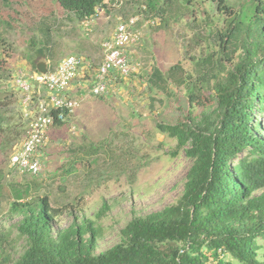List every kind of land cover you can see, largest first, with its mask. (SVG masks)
<instances>
[{"label": "rangeland", "instance_id": "1", "mask_svg": "<svg viewBox=\"0 0 264 264\" xmlns=\"http://www.w3.org/2000/svg\"><path fill=\"white\" fill-rule=\"evenodd\" d=\"M187 1H165L161 15V10L141 12L144 0H125L120 9L114 7L115 0H109L85 29L55 0H0V232L7 238L0 245V264L3 258H7L4 264L18 258L25 246L17 235L21 217L8 213L11 188L28 185L31 199L47 196L51 207L65 206L78 218L94 222L99 230L96 254L116 245L120 230L133 218L178 202L192 161L182 151L173 156L175 141L159 133L156 125L183 120L188 101L182 87L172 86V96L151 94L155 99L152 108L146 84L152 69L166 73L177 64L197 78L198 61L219 56L214 35L223 28V17L216 10L218 2ZM226 1L238 5L236 10L243 3L249 5L248 0ZM134 17L139 18L135 29L141 39L127 49L133 73L126 79L110 80L106 96H91L89 87L103 56L100 44L111 37L119 19ZM71 55L87 62L85 75L70 87L69 95L78 98L80 106L63 125L47 131L43 173L21 175L9 167V158L22 145L35 114L37 88L32 89L31 103L25 105L15 76L36 73L40 61L52 70ZM199 112L194 108L191 113ZM253 115L264 137V112ZM98 143L101 148L91 152ZM71 221L70 215H63L54 222L53 232ZM258 245V259L264 262V241ZM224 260L238 264L229 256Z\"/></svg>", "mask_w": 264, "mask_h": 264}, {"label": "trees", "instance_id": "2", "mask_svg": "<svg viewBox=\"0 0 264 264\" xmlns=\"http://www.w3.org/2000/svg\"><path fill=\"white\" fill-rule=\"evenodd\" d=\"M55 1L82 21L108 0ZM165 1L160 6L158 0H144L143 13L161 10L162 15ZM215 1L223 17V28L214 35L218 58L199 60L197 78L178 64L166 73L154 68L147 76L150 107L151 94L172 96V86L183 88L189 105L183 120L156 125L175 141L172 155L182 151L192 161L178 202L133 218L116 245L96 254L94 222L65 206L51 207L47 196L31 199L28 185L11 188L8 213L21 217L17 235L25 246L7 264H233L224 256L238 264H264L257 256L258 241H264V137L253 115L264 112V6L248 0L247 7L243 3L236 10L238 5ZM194 108L200 110L196 116ZM100 148L98 143L91 152ZM65 214L71 223L54 233V222ZM6 240L0 232V245Z\"/></svg>", "mask_w": 264, "mask_h": 264}, {"label": "built area", "instance_id": "3", "mask_svg": "<svg viewBox=\"0 0 264 264\" xmlns=\"http://www.w3.org/2000/svg\"><path fill=\"white\" fill-rule=\"evenodd\" d=\"M124 3L125 0H115L114 7L120 9ZM141 9V12L145 11L144 6ZM138 21V17L119 19L111 37L100 44L103 56L89 88L91 96H106L110 80L126 79L133 73L134 67L127 55V49L137 45L141 39V32L135 29ZM89 23V19H84L81 25L87 29ZM85 64L87 62L84 58L67 56L44 75H25L18 72L15 76L16 86L24 94L25 105L31 103L32 89L37 88L35 114L28 125L22 145L9 159V167L19 174L37 177L43 173L42 157L47 131L55 123H64L80 106V100L71 97L69 91L71 83L78 77ZM41 89L45 91L44 94Z\"/></svg>", "mask_w": 264, "mask_h": 264}, {"label": "water", "instance_id": "4", "mask_svg": "<svg viewBox=\"0 0 264 264\" xmlns=\"http://www.w3.org/2000/svg\"><path fill=\"white\" fill-rule=\"evenodd\" d=\"M35 68H36L37 73H39V74L44 75L47 73V65L43 61L38 62L36 64Z\"/></svg>", "mask_w": 264, "mask_h": 264}, {"label": "crops", "instance_id": "5", "mask_svg": "<svg viewBox=\"0 0 264 264\" xmlns=\"http://www.w3.org/2000/svg\"><path fill=\"white\" fill-rule=\"evenodd\" d=\"M86 66H87V64H85V65L83 66L82 71L79 73V75H78V77H77L78 79L81 78V77H83V76L85 75V73L87 72V67H86ZM83 71H84V72H83ZM82 73H83V74H82ZM76 80H77V79H76ZM76 80H75V81H76ZM73 82H74V81H73ZM92 83H93V82H92ZM92 83H91V84H92ZM70 87H71V86H70ZM71 92H72V90L70 89L69 94H70Z\"/></svg>", "mask_w": 264, "mask_h": 264}, {"label": "clouds", "instance_id": "6", "mask_svg": "<svg viewBox=\"0 0 264 264\" xmlns=\"http://www.w3.org/2000/svg\"><path fill=\"white\" fill-rule=\"evenodd\" d=\"M108 2H109V0H108L106 3H108ZM106 3H105V4H106ZM92 18H93V17H92ZM92 18H85V19H89V20H90V19H92ZM82 21H83V20H82ZM82 21H81V22H82ZM71 56H72V55H71ZM56 65H57V64H56ZM48 71H50V70L47 69V72H48ZM36 74H39V73H36ZM41 75H42V74H41ZM76 79H77V78H76ZM90 86H91V85H90ZM89 88H90V87H89ZM69 92H70V91H69ZM44 93H45V91H44ZM44 93H42V94H44ZM70 96H71V95H70ZM71 97H72V96H71ZM101 97H103V96H101ZM35 106H36V104H35ZM54 126H55V124H54ZM9 159H10V158H9Z\"/></svg>", "mask_w": 264, "mask_h": 264}]
</instances>
